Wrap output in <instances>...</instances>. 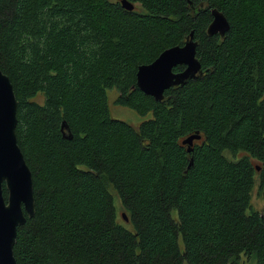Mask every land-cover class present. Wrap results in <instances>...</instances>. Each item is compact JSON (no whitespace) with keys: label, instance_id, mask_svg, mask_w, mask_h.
Listing matches in <instances>:
<instances>
[{"label":"trees","instance_id":"trees-1","mask_svg":"<svg viewBox=\"0 0 264 264\" xmlns=\"http://www.w3.org/2000/svg\"><path fill=\"white\" fill-rule=\"evenodd\" d=\"M122 1L0 0L36 203L17 263L264 264V0ZM211 9L225 38L207 34ZM192 32L204 75L162 102L143 94L139 67ZM110 89L146 120L115 119Z\"/></svg>","mask_w":264,"mask_h":264},{"label":"water","instance_id":"water-1","mask_svg":"<svg viewBox=\"0 0 264 264\" xmlns=\"http://www.w3.org/2000/svg\"><path fill=\"white\" fill-rule=\"evenodd\" d=\"M122 7L128 12L135 10V5L127 0L122 1ZM202 9L207 11L209 8L201 6L195 11ZM211 13L213 21L207 29L208 36L225 38L230 31L228 19L218 9H211ZM197 46L192 32L183 46L167 49L152 64L140 66L137 73L139 90L162 102L169 89L186 86L192 80L201 78L204 71L201 60L197 58ZM179 66L186 68L175 73L174 69ZM17 107L13 84L0 69V264H18L14 253L18 228L36 213L33 175L16 135ZM64 130H68L65 124ZM201 138L198 133L187 138L184 144L192 145Z\"/></svg>","mask_w":264,"mask_h":264},{"label":"rangeland","instance_id":"rangeland-1","mask_svg":"<svg viewBox=\"0 0 264 264\" xmlns=\"http://www.w3.org/2000/svg\"><path fill=\"white\" fill-rule=\"evenodd\" d=\"M180 87H182V86H180ZM118 95H119V93L115 89L108 90L109 107H110L111 115L115 119L128 122V123L134 125L135 127H138L140 123H142L146 120V118H144L142 115L138 114L136 111H134L133 109H131L129 107L116 105L115 101L118 99ZM36 101L40 104H43L44 103V97L42 95H40L36 98ZM64 132L66 134L69 133L68 130H64ZM252 205L255 208V210L262 211L264 209V197L262 194L259 193V190L257 188L254 190ZM121 213H122V215H126V213L124 211H122ZM173 216L174 217L177 216V213L175 211L173 212ZM241 264H253V262H250L246 258H243L241 261Z\"/></svg>","mask_w":264,"mask_h":264},{"label":"flooded vegetation","instance_id":"flooded-vegetation-1","mask_svg":"<svg viewBox=\"0 0 264 264\" xmlns=\"http://www.w3.org/2000/svg\"><path fill=\"white\" fill-rule=\"evenodd\" d=\"M179 67H183V68H186L185 66H179ZM184 70H185V69H184ZM184 70H183V71H184ZM183 71H181V72H183ZM175 73H176V72H175ZM179 73H180V72H179Z\"/></svg>","mask_w":264,"mask_h":264},{"label":"bare ground","instance_id":"bare-ground-1","mask_svg":"<svg viewBox=\"0 0 264 264\" xmlns=\"http://www.w3.org/2000/svg\"><path fill=\"white\" fill-rule=\"evenodd\" d=\"M176 47V46H175Z\"/></svg>","mask_w":264,"mask_h":264}]
</instances>
